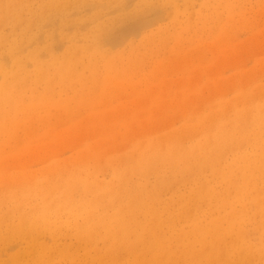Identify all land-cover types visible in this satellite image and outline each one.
<instances>
[{"label":"rangeland","instance_id":"obj_1","mask_svg":"<svg viewBox=\"0 0 264 264\" xmlns=\"http://www.w3.org/2000/svg\"><path fill=\"white\" fill-rule=\"evenodd\" d=\"M75 1L72 10L51 18L45 14L40 22L32 21L27 10L37 8L41 0H26L15 24L10 20L13 14L6 16L0 9V34L6 40L34 36V41L22 45L26 69L34 70L29 52L35 48L62 55L70 37L89 33L99 23H109L104 49L125 52L134 45L136 63L115 76L103 71L98 82L85 87L70 80L35 91L21 85L14 91H23L20 96L12 93L16 103L2 107L10 116L0 113V264H99L96 256L105 255L101 252L110 243L101 238L86 247L75 229L119 210V219H129L133 212L142 221L143 202L130 201L126 195H94L90 179L88 195H83L82 184L71 180L72 174L94 172L99 183L113 185L116 169H126V161L138 157L147 142L174 141L176 147L186 148L209 137L224 124L222 119H264V0H148L141 14L136 11L140 0H121L116 8L103 0L94 6ZM97 11L100 17L95 19ZM0 56L5 69V75L0 73L2 91L3 77L13 73L15 64L8 52ZM40 58L44 64L50 60L47 53ZM192 175L166 179L160 189L165 213L175 211L179 196L175 193L190 194L195 186ZM152 177L130 176L125 186L143 184L153 190ZM65 181L74 183L70 184L75 195H59L63 186L53 195L51 184ZM36 185L48 193L31 195ZM119 191L120 183L113 192ZM93 196H104L102 207L86 203L81 211L78 203ZM111 197L117 210L108 206ZM246 214L250 217L243 228L246 243L260 246L264 218L254 202L247 205ZM51 228L63 234L55 235ZM10 229L21 230V236ZM111 251L115 259L125 257L122 248ZM34 257L41 259L35 263ZM248 264H264V254Z\"/></svg>","mask_w":264,"mask_h":264},{"label":"bare ground","instance_id":"obj_2","mask_svg":"<svg viewBox=\"0 0 264 264\" xmlns=\"http://www.w3.org/2000/svg\"><path fill=\"white\" fill-rule=\"evenodd\" d=\"M25 1L0 0V9L6 16L12 13L10 20L15 24L21 19L19 15L24 11ZM41 1L37 8L31 6V9H25L31 14L32 21L40 22L45 14L51 18L61 11L68 12L78 4L75 0ZM89 1L94 6L101 0H81L80 2ZM103 1L108 7L113 8L120 7L121 4V0ZM149 3L148 0H140L137 13L141 14L140 12L144 11ZM11 8L15 11L10 10ZM99 17V12L94 15L95 19ZM108 24L99 23L89 33L82 32L70 37L69 46L62 55L48 49L35 48L29 52V58L34 67L32 72L26 69L22 57V45L34 41V36L31 34L23 37L21 34L9 41L0 34V55L3 51L8 52V57L13 65L15 64L12 68L13 73L9 76L7 74L2 80L1 86L4 90L0 91V113L6 117L9 115V111L2 110V107L16 103L12 93L16 94L14 93L16 87L23 88L21 85L35 91L42 85L50 88L54 83L67 84L65 82L70 80L72 83H79L85 87L84 85L98 82V76L103 71L108 70L106 73L109 72L113 76L120 74L124 68L127 71L136 63L133 57L138 50L134 45L125 52L105 50V27ZM79 41H82V44ZM5 47L8 49L6 50ZM41 53H47L50 56L46 64L40 58ZM79 68L89 73L82 75ZM2 72H5V69L0 56V73L5 75ZM77 76H79L78 80ZM12 83L15 85L14 88ZM22 93L23 91H20L16 95L20 96ZM222 121L224 124L216 126L209 137L204 140L198 138L197 142L186 148L176 147L178 144L174 141H167L160 145L145 143L138 157L126 161L124 166L127 167L126 169H116L113 185L99 183L94 172L87 171L83 174L71 175L74 176L71 180H77L75 183L82 184L83 195H88L86 186L92 183L93 186H88L93 190L94 195H126L127 198L130 197V201L137 198L143 202L142 221H137V216L133 212H131V218L119 219L118 215L121 212L119 210L114 212L113 216L93 217L86 221L85 226L75 229L76 235L85 242L86 247L99 243L101 238H106V241L110 243L108 245L110 248L101 252L105 255L96 253L99 264H248L254 256L264 254V242L260 246L248 245L243 229L250 219L246 214V208L250 202L255 203L258 214L264 218V119L256 116L239 121L238 117H228ZM209 133L206 132V134ZM183 173H192V177L195 176L192 181L195 186L189 195L175 193L179 195L177 201L174 200L175 211L169 209L171 213H165L167 206L165 202H162L160 189L167 178L179 177ZM130 176L142 179L154 176L153 190L146 189L143 184L135 183L133 186L126 187L124 181H127ZM86 179L88 181L90 179V183L86 182ZM65 183L51 184L52 194L57 195L63 186V192L59 195H75L76 189L71 188V184L74 183L72 181H65ZM119 183L120 191L114 193L113 190ZM36 186L35 193L31 195L48 193H44V190ZM140 195H143V200ZM109 199L108 206L117 210L114 208L115 197ZM103 201L104 196L100 198L93 196L90 199L82 198V203L79 202L78 205L82 211L84 207H87L86 203L92 207H102ZM236 205L239 208H236ZM93 214L94 212L89 215ZM94 221L102 225V228ZM50 230L55 235L60 236L62 233L57 228ZM10 231L16 237L22 234L21 230L10 229ZM135 243L137 244L134 246ZM114 247L122 248L125 251V257L115 259L111 251ZM62 258L65 256L62 255ZM34 259L37 263L41 257H34Z\"/></svg>","mask_w":264,"mask_h":264}]
</instances>
